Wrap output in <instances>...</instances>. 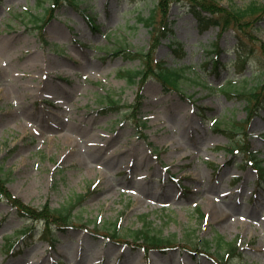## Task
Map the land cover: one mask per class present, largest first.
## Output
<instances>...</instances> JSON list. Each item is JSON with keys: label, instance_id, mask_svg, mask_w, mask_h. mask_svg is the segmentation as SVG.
Instances as JSON below:
<instances>
[{"label": "rangeland", "instance_id": "rangeland-1", "mask_svg": "<svg viewBox=\"0 0 264 264\" xmlns=\"http://www.w3.org/2000/svg\"><path fill=\"white\" fill-rule=\"evenodd\" d=\"M157 1L76 0L78 6L59 0L61 6L48 14L53 2L0 0V167L7 189L38 211L87 194L73 223L65 230L51 227L55 244L40 237L44 222L23 236L21 228L33 225L0 199V264H218L221 255L229 256L216 250L217 239L239 246L235 263L264 264V187L249 164L251 154L240 149L249 147L264 160V109L259 106L234 137L215 128L248 116L246 102L220 88L232 81L243 90L247 78L250 86L264 85V19L219 37V28L202 32L192 16L201 0H175L170 18L174 40L183 46L177 49L166 39L154 59L188 68L180 83L189 96L149 80L139 112L145 136L133 119L102 111L121 104L126 113L135 103L138 85L119 72L142 64L114 53L123 46L150 50L151 30L139 18L148 17ZM216 1L240 9L264 0ZM216 43L226 65L220 75L211 62ZM244 54L249 59L240 82L235 66ZM21 84L26 95L15 90ZM212 86L219 89L209 91ZM260 91L264 98V87ZM228 145L239 152L231 154ZM230 202L236 210L231 225L215 219L217 206ZM143 215L152 232L175 239L174 249L146 254L129 244L132 238L112 239V229L104 228L120 221L123 228L140 230ZM8 239L16 243L11 252Z\"/></svg>", "mask_w": 264, "mask_h": 264}, {"label": "trees", "instance_id": "trees-1", "mask_svg": "<svg viewBox=\"0 0 264 264\" xmlns=\"http://www.w3.org/2000/svg\"><path fill=\"white\" fill-rule=\"evenodd\" d=\"M49 1H53L58 2V0H49ZM162 4L161 7L163 8V13H164V19L163 22L161 24V26L159 28L155 29V33H154V40H155V44L153 47H156L157 43L159 42V38L162 36H166L167 33L170 32V29L168 27L169 22H168V18H166L168 10H169V1L168 0H162ZM206 7V6H204ZM207 9H210L208 7H206ZM212 10H214V8H212ZM214 13H216V11L214 10ZM228 18L225 21V24L228 25L231 23V21L234 18H238L239 22L241 23L243 19H245L247 17V15H256L258 19H261L264 15V1L263 3H257V2H252L250 3L249 6H247L246 8H241L238 9L237 12H234L232 14H228ZM198 17L200 18V21L202 23V25H204L207 29H209L210 25H215V26H220L223 25L225 26L224 23H222V20H213L211 18H206L205 16H203L201 13H198ZM153 22V19H148L146 20V23L151 24ZM242 47V46H241ZM116 55H120L125 53L127 57L134 59L135 57H137L138 59H141L145 65H146V71L145 72H141V71H126L124 72L122 75H127L129 76V80L130 83H135V81H137L138 78H140L141 76L144 77V80H146V78L149 77V75L151 74H155V72L151 69L154 68V62L152 60V53H148V54H138V53H132L130 51L127 50H123L120 52H116ZM249 56L244 54V56L242 57L243 60H241L239 66L241 69H244L246 67V64L248 62V58ZM219 65V62L215 64V67L217 68ZM215 68V69H216ZM148 69V70H147ZM180 72L181 71H177V70H173V69H167L164 67V65L159 64V69L157 70V75L163 80V82L167 85H170L171 87L174 88H178L179 87V80H180ZM227 93L229 95L232 96H237L240 97L242 99H244L247 104H248V109L249 111H253L254 107H256V105L258 104V100L260 95L253 91L251 93H244L242 91L239 90H232L229 89L227 90ZM136 107H139V105H136ZM118 107L115 106V104L113 106H110L109 108H105V111H115L117 110ZM262 176L264 178V171H262ZM4 183L5 181L0 178V193L3 194L5 197H7V199H10L13 201V205L16 207L17 210H19V214L20 217H22L23 219H27L30 221H44L45 225H46V232L44 233L45 236H49L51 242L55 241V237H51V235L53 236V233L50 231L51 227L55 224L56 226H65L67 223L72 222V217H73V209L75 208L76 204H79L78 201L75 204H72L70 207L66 208V205H64L63 207H61L60 209H51L48 205L45 206L43 208V211H38L35 210L34 208H30L29 206H26L25 204H23L21 201H17V200H13L11 199L10 194L7 192V190L4 188ZM86 199V197H83L81 200L79 201H84ZM145 224L147 225V221L145 219ZM30 232L29 228H24L21 233H23L25 236H28ZM136 236H138V238L142 239L144 238L145 242L152 247L153 245L156 246H160L165 242V239H162L160 236H155L154 234L152 235L151 232L145 230L142 232H135ZM142 235V236H141ZM171 240H168L167 244H171ZM13 244H12V240H8L7 241V247L9 249L13 248ZM169 247V246H168ZM230 250H232L233 252L236 250L235 247L230 246ZM234 254V253H232ZM232 264H236V263H232Z\"/></svg>", "mask_w": 264, "mask_h": 264}, {"label": "bare ground", "instance_id": "bare-ground-1", "mask_svg": "<svg viewBox=\"0 0 264 264\" xmlns=\"http://www.w3.org/2000/svg\"><path fill=\"white\" fill-rule=\"evenodd\" d=\"M15 90H17V92L19 93H24L26 95L27 93V88H25L23 86V84H21V86H17L15 88ZM184 156L180 157V159H183ZM213 199V198H211ZM214 200V199H213ZM233 202H230L228 205H218L217 206V209H216V214H215V219L217 221H224V222H227L229 223L230 225L232 224L230 220L231 219V216L234 215V213H236V210L234 209V207L232 206ZM229 221V222H228Z\"/></svg>", "mask_w": 264, "mask_h": 264}]
</instances>
